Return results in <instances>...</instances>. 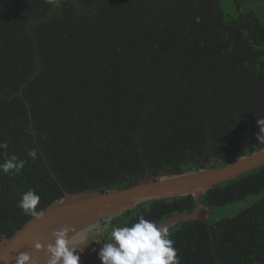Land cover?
Instances as JSON below:
<instances>
[{
	"label": "trees",
	"instance_id": "1",
	"mask_svg": "<svg viewBox=\"0 0 264 264\" xmlns=\"http://www.w3.org/2000/svg\"><path fill=\"white\" fill-rule=\"evenodd\" d=\"M264 0H0V231L10 237L64 192L125 186L146 172L225 166L264 148ZM37 150V158L28 156ZM251 202L228 213L226 208ZM208 225L170 233L180 264H264V165L200 197ZM193 196L112 220L164 219Z\"/></svg>",
	"mask_w": 264,
	"mask_h": 264
},
{
	"label": "water",
	"instance_id": "2",
	"mask_svg": "<svg viewBox=\"0 0 264 264\" xmlns=\"http://www.w3.org/2000/svg\"><path fill=\"white\" fill-rule=\"evenodd\" d=\"M262 165L264 148L250 155H235L225 166L217 168H208L202 162L187 170H165L158 175L146 172L142 178L113 189L93 187L77 193L64 192L63 197L42 209V219L32 217L10 237L0 231V237H3L0 239V264H16L19 253L30 256L29 264H47L44 247L53 242L52 232L65 225L73 228L72 233H69L72 243L83 247L82 252L76 253L80 257L79 264H101L98 252L102 243H93L89 239L99 227L104 226L106 230L99 240L108 242L109 238L105 236L110 229L107 223L110 217L113 220L141 203L188 195L193 196L197 203L193 210L174 211L154 222L157 226L166 225L170 234L178 222L200 220L208 225L212 236L209 217L213 211L200 202V197L213 186L233 180ZM35 242L44 247L36 249Z\"/></svg>",
	"mask_w": 264,
	"mask_h": 264
},
{
	"label": "clouds",
	"instance_id": "3",
	"mask_svg": "<svg viewBox=\"0 0 264 264\" xmlns=\"http://www.w3.org/2000/svg\"><path fill=\"white\" fill-rule=\"evenodd\" d=\"M259 134L258 143H264V118L257 120ZM7 143H0V149L6 150ZM32 159L37 158V150L31 149L27 153ZM25 161L18 159L16 155L7 157L0 163V174L18 175L24 168ZM41 200L35 190L29 189L22 193L17 202V208L21 214L36 219L43 218V210H38L37 206ZM111 225V217L108 220ZM106 230L104 226L97 229L94 236L89 239L93 243H102L98 252L101 264H180L174 241L170 238L166 225L157 226V223L139 216L135 223L111 228L110 237L107 243L99 240L100 235ZM73 228L63 226L59 230L52 232L53 242L42 246L39 242L34 243L36 249H42L47 255V264H79L78 251L82 252L83 247L72 243L69 233ZM3 239V237H0ZM88 240V241H89ZM85 245V244H84ZM95 251V249H93ZM30 256L27 253H19L16 256V264H29Z\"/></svg>",
	"mask_w": 264,
	"mask_h": 264
},
{
	"label": "rangeland",
	"instance_id": "4",
	"mask_svg": "<svg viewBox=\"0 0 264 264\" xmlns=\"http://www.w3.org/2000/svg\"><path fill=\"white\" fill-rule=\"evenodd\" d=\"M251 200H252V198H248L247 201H241L239 203H235V204L229 206L228 208H226V212H228V213L237 212L238 210H240L241 208H243L244 206L249 204V202H251Z\"/></svg>",
	"mask_w": 264,
	"mask_h": 264
}]
</instances>
